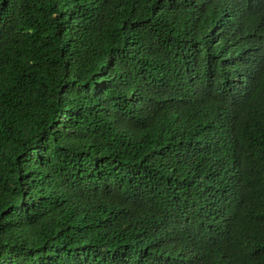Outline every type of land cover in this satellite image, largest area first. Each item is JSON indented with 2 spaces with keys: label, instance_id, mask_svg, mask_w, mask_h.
<instances>
[{
  "label": "trees",
  "instance_id": "16d2710c",
  "mask_svg": "<svg viewBox=\"0 0 264 264\" xmlns=\"http://www.w3.org/2000/svg\"><path fill=\"white\" fill-rule=\"evenodd\" d=\"M0 264H264V0H0Z\"/></svg>",
  "mask_w": 264,
  "mask_h": 264
}]
</instances>
